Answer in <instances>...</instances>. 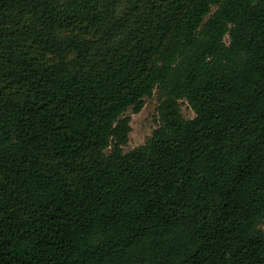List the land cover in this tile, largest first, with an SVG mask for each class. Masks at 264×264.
I'll use <instances>...</instances> for the list:
<instances>
[{"label":"trees","instance_id":"16d2710c","mask_svg":"<svg viewBox=\"0 0 264 264\" xmlns=\"http://www.w3.org/2000/svg\"><path fill=\"white\" fill-rule=\"evenodd\" d=\"M0 264H264V0H0Z\"/></svg>","mask_w":264,"mask_h":264},{"label":"rangeland","instance_id":"374dc122","mask_svg":"<svg viewBox=\"0 0 264 264\" xmlns=\"http://www.w3.org/2000/svg\"><path fill=\"white\" fill-rule=\"evenodd\" d=\"M225 41L228 42L227 37ZM158 105L159 100L157 95L154 94L151 98H145L144 106L140 112L135 113L130 109L126 113V116L130 118L131 131L129 134V142L123 147L124 153H128L144 145L152 136L154 130L159 127ZM181 112L185 119H192L194 117V112L185 102L181 104Z\"/></svg>","mask_w":264,"mask_h":264}]
</instances>
